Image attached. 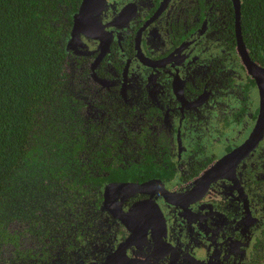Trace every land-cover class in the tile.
<instances>
[{
  "label": "flooded vegetation",
  "instance_id": "af4514ba",
  "mask_svg": "<svg viewBox=\"0 0 264 264\" xmlns=\"http://www.w3.org/2000/svg\"><path fill=\"white\" fill-rule=\"evenodd\" d=\"M218 1L104 0L98 38L81 36L68 52L66 71L96 138L89 151L105 156L92 167L150 160L165 178L133 183L160 180L175 196L157 187L133 194L117 201L118 216L102 209L104 187L132 181L107 183L97 206L67 200L74 211L63 219L15 227L0 264H264V138L233 181L193 187L246 140L259 111Z\"/></svg>",
  "mask_w": 264,
  "mask_h": 264
},
{
  "label": "trees",
  "instance_id": "16d2710c",
  "mask_svg": "<svg viewBox=\"0 0 264 264\" xmlns=\"http://www.w3.org/2000/svg\"><path fill=\"white\" fill-rule=\"evenodd\" d=\"M80 1L0 0V248L15 227L33 229L43 216L72 213L67 200L91 206L95 199L97 206L107 183L167 174L150 160L124 170L113 163L92 167L105 156L89 151L96 138L66 71ZM218 3L233 51V7L229 0ZM240 30L250 59L264 68V0H240ZM262 190L264 211V183Z\"/></svg>",
  "mask_w": 264,
  "mask_h": 264
},
{
  "label": "water",
  "instance_id": "95a60500",
  "mask_svg": "<svg viewBox=\"0 0 264 264\" xmlns=\"http://www.w3.org/2000/svg\"><path fill=\"white\" fill-rule=\"evenodd\" d=\"M234 11V35L236 41L237 53L242 64L247 70L248 75L254 80L259 92V111L255 124L246 138V140L234 148L230 153L224 155L211 167H209L195 182L193 187L207 188L217 179L231 180L235 178L236 168L243 159L250 155L262 142L264 138V68L253 62L244 45L240 30V0H229ZM104 0H81L77 12L73 15L70 38L66 45V50H77L80 44V37L85 36L91 39H97L100 35L101 27L99 16L103 9ZM154 187L159 188L158 193L167 200L174 197L175 194L165 190L160 180H151L144 183H111L104 187L102 209L110 214H118L119 209L117 201L125 199L136 193H144ZM195 190L190 192L194 196ZM130 212L124 213L125 217ZM247 214L249 215L248 211ZM122 218L120 217V220ZM123 220V219H122ZM248 220V219H246Z\"/></svg>",
  "mask_w": 264,
  "mask_h": 264
},
{
  "label": "rangeland",
  "instance_id": "374dc122",
  "mask_svg": "<svg viewBox=\"0 0 264 264\" xmlns=\"http://www.w3.org/2000/svg\"><path fill=\"white\" fill-rule=\"evenodd\" d=\"M217 148V147H216ZM216 148H215V150H216Z\"/></svg>",
  "mask_w": 264,
  "mask_h": 264
}]
</instances>
